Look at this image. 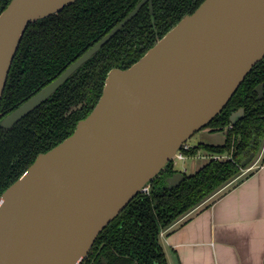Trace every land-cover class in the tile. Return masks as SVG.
Returning <instances> with one entry per match:
<instances>
[{
    "label": "water",
    "instance_id": "1",
    "mask_svg": "<svg viewBox=\"0 0 264 264\" xmlns=\"http://www.w3.org/2000/svg\"><path fill=\"white\" fill-rule=\"evenodd\" d=\"M74 1L11 0L0 14V107L29 25ZM146 2L1 126L14 127L51 97ZM263 59L264 0H205L131 67L110 71L99 102L74 133L40 153L0 195V264H82L103 230L169 170ZM256 91L264 98V83ZM244 115L245 108L232 112L214 137L225 143ZM254 159L252 153L241 168ZM174 170L169 188L194 174Z\"/></svg>",
    "mask_w": 264,
    "mask_h": 264
},
{
    "label": "trees",
    "instance_id": "2",
    "mask_svg": "<svg viewBox=\"0 0 264 264\" xmlns=\"http://www.w3.org/2000/svg\"><path fill=\"white\" fill-rule=\"evenodd\" d=\"M140 1L75 0L57 14L31 23L9 74L0 107V121L3 112H12L36 88L48 83L51 77L64 69L95 39L107 33ZM204 1L198 0L192 9L183 10L175 20L169 22L161 32V38L183 17L195 12ZM10 2L0 0V14ZM185 4H190L189 0ZM156 43L143 51L134 63ZM132 64L118 68L126 69ZM106 76L107 72H103L99 86L91 92L90 97L87 96L91 89L87 77L85 82L75 81V93L61 88L45 109L33 112L24 119L28 123L24 128L28 130L22 133L15 129L8 136H3L0 124V195L33 164L40 153L47 152L73 134L78 120L85 119L99 102ZM261 83H264V59L252 69L222 113L206 126L222 131L230 125L232 112L245 108L244 117L229 130L224 145L200 143L190 151L184 150L185 154L191 156L204 149L228 153L231 159L211 160L196 173L186 176L175 188H169L166 183L167 177L175 172L174 163L171 164L162 177L153 181L150 195L140 193L103 230L82 264H169L160 241L162 231L240 176L243 160L252 153L256 154V159L261 152L264 145V98L258 99L256 92V87ZM82 101L89 102L83 109L65 116L70 106ZM62 122L69 126H58L52 130V124ZM32 125L35 129L40 125L45 133L31 134ZM37 137L45 141L33 143ZM102 244L101 253L95 256V251Z\"/></svg>",
    "mask_w": 264,
    "mask_h": 264
},
{
    "label": "crops",
    "instance_id": "3",
    "mask_svg": "<svg viewBox=\"0 0 264 264\" xmlns=\"http://www.w3.org/2000/svg\"><path fill=\"white\" fill-rule=\"evenodd\" d=\"M199 133L204 143H224L211 129ZM261 151L253 170L162 231L169 264H264V146ZM206 155L192 157L191 174L208 162Z\"/></svg>",
    "mask_w": 264,
    "mask_h": 264
},
{
    "label": "flooded vegetation",
    "instance_id": "4",
    "mask_svg": "<svg viewBox=\"0 0 264 264\" xmlns=\"http://www.w3.org/2000/svg\"><path fill=\"white\" fill-rule=\"evenodd\" d=\"M187 1L188 0H147L145 4H142L138 12L122 26V28L117 32V34L113 36L108 42H106L102 46L101 49L93 53L90 58L84 61V63L70 75V77L51 95V97H49L46 101H44L41 105H39L31 113L26 115L22 120H20L17 124H15L14 127L6 129L1 126L3 136H8L15 129L19 130V132L21 133L24 132V130H28V128L26 127L24 128V126H28V123H26L24 119L28 117L30 114H32L33 112H36L40 109L41 110L45 109L46 104L49 101L54 100V98H56V95H58V92L60 91L61 88L63 87L66 88V91L69 93H75V89H76L75 84H74L75 81L77 83H79L80 81L85 82L86 77L90 80L89 84H90L91 89L87 95L88 97H90L91 92L99 86L100 76L102 77L103 72H107V76H106V79H107L109 72L112 71L113 69H116L118 67L127 66L129 63H132V62L134 64L135 60L139 58L138 56L142 54L143 51H146L147 48H149L152 44L158 42L161 39V32L162 30L165 29L166 25L172 20H175L177 16L183 10L192 9L196 5L198 0H189L190 4H185ZM139 3L136 4V6L122 20L117 22L107 33L95 39V41H93V43L90 46H88L83 52H81L80 54H77L74 59H72L69 63H67L64 69L59 71L55 76L51 77L48 83L36 88L35 91H33V93L30 96H28L23 102L19 103L17 108L21 104H23L25 101H27L29 98L37 94L41 89H43L49 83L57 79L63 72H65L77 60L82 58L90 49H92L99 41H101L114 28L122 24L134 12L137 6H139ZM58 12L59 11L53 14H57ZM258 96H259V93H258ZM89 101L78 102L77 104L70 106L69 111H66L65 116H68L72 113L77 112L78 110L83 109L87 105V102ZM10 113H8L7 111L3 112L2 113L3 118L6 117ZM83 119L78 120L76 128L78 124L80 123V121ZM58 126L66 127V126H69V124L68 123L66 124L65 122H62L59 125L52 124V130H56ZM204 129H211L213 131H216L214 130L215 128L205 127ZM30 132L31 134L45 133L41 129L40 125H38L37 129L33 128V125H32ZM30 140H31V137L27 141L30 142ZM42 141H45V140H41L40 138L37 137L34 139L33 143L42 142ZM193 147L194 146L189 145L186 151H190ZM204 151H208V150L204 149ZM185 155L191 156L188 154H185ZM197 155H194V156H197ZM255 157H256V154H255ZM103 247H104V244H102L95 251V256H98L101 253V250Z\"/></svg>",
    "mask_w": 264,
    "mask_h": 264
},
{
    "label": "rangeland",
    "instance_id": "5",
    "mask_svg": "<svg viewBox=\"0 0 264 264\" xmlns=\"http://www.w3.org/2000/svg\"><path fill=\"white\" fill-rule=\"evenodd\" d=\"M212 132H216V131H213L212 130ZM203 135H201L200 133H196L189 141H188V144L189 145H191V146H195V145H198V144H200V143H203L204 142V140H203V137H202ZM220 137H222V136H220ZM204 139H206V138H204ZM212 145V144H211ZM263 149V148H262ZM201 153H205V154H209L208 155V157H211V155L212 156H216L217 154H223V153H213V152H210V151H204V150H201L200 151ZM199 152V153H200ZM262 153V151L260 152V154ZM192 157L193 156H189V157H186L185 159H175V161H174V165H175V169L176 170H179V171H183V172H186V173H190V171H192V167H191V162H192ZM207 157V158H208ZM222 161V160H221ZM257 164H258V161H257V158L253 161V163L249 166V167H247V168H245V169H243L242 171H246V170H248V172L250 171V170H253L254 168H255V166H257ZM251 168V169H250ZM250 169V170H249ZM188 171V172H187Z\"/></svg>",
    "mask_w": 264,
    "mask_h": 264
},
{
    "label": "built area",
    "instance_id": "6",
    "mask_svg": "<svg viewBox=\"0 0 264 264\" xmlns=\"http://www.w3.org/2000/svg\"><path fill=\"white\" fill-rule=\"evenodd\" d=\"M189 147V144L188 143H185L181 152L179 153L178 157L176 159H185L186 158V155L184 153V150H186L187 148ZM215 157V160H225L226 157H220V156H214ZM251 169V168H250ZM249 169V170H250ZM142 195L144 196H148L151 194V185H146L141 193Z\"/></svg>",
    "mask_w": 264,
    "mask_h": 264
}]
</instances>
